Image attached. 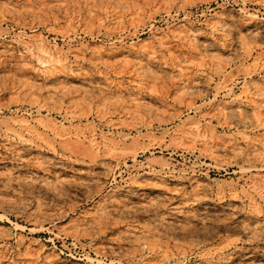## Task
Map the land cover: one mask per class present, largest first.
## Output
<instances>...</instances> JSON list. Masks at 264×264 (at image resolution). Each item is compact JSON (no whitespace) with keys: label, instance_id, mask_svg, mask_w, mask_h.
Instances as JSON below:
<instances>
[{"label":"rangeland","instance_id":"374dc122","mask_svg":"<svg viewBox=\"0 0 264 264\" xmlns=\"http://www.w3.org/2000/svg\"><path fill=\"white\" fill-rule=\"evenodd\" d=\"M0 264H264V0H0Z\"/></svg>","mask_w":264,"mask_h":264}]
</instances>
